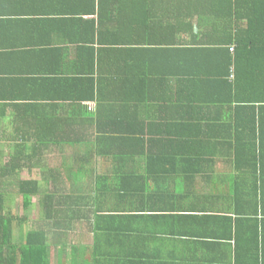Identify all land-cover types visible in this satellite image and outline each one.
Listing matches in <instances>:
<instances>
[{
  "label": "trees",
  "instance_id": "obj_1",
  "mask_svg": "<svg viewBox=\"0 0 264 264\" xmlns=\"http://www.w3.org/2000/svg\"><path fill=\"white\" fill-rule=\"evenodd\" d=\"M90 1L94 13L95 5L111 9L103 36L111 47L82 79H64L77 90L64 97L73 101L69 117L40 104V119L14 115L11 132L0 120L7 152L0 155V264H51L53 250L64 264L79 247L80 224L89 227L87 238L107 217L97 214L99 197L127 181L129 162L144 159L147 173L172 176L185 195L197 181L219 194L220 157L237 172L225 186L240 215L262 216L248 255L264 264V0ZM84 102L93 113L84 114ZM10 106L0 104V114ZM224 136V150L215 151ZM51 154L61 156L60 167L42 180L20 177ZM245 189L247 198L239 193ZM17 197L25 209L37 201L31 221L17 215Z\"/></svg>",
  "mask_w": 264,
  "mask_h": 264
},
{
  "label": "crops",
  "instance_id": "obj_2",
  "mask_svg": "<svg viewBox=\"0 0 264 264\" xmlns=\"http://www.w3.org/2000/svg\"><path fill=\"white\" fill-rule=\"evenodd\" d=\"M109 10L95 5L94 13L90 0H0V104L11 105L0 114L8 123L4 128L11 132L14 115L24 112L40 119L35 109L40 104L57 105L48 110L53 117H69L73 101L64 97L77 90L64 79H82L98 68L101 54L111 47L103 37L112 26L104 21ZM53 79L62 81L48 82ZM83 111L93 113L94 104L84 102ZM225 136L215 141V151L224 150ZM215 165L214 180L224 185L220 193L197 181L185 195L172 176L147 173L144 159L129 162L127 181L99 197L97 214L107 217L87 238L89 227L81 224L79 247L68 250L64 264H262V256L248 255L255 231L262 232L261 222L257 228L262 216L256 221L240 215L225 186L237 174L234 164L220 157ZM97 168L103 173L104 167ZM143 176L147 183L139 181ZM239 193L247 198L246 189ZM52 254L54 264H62V256Z\"/></svg>",
  "mask_w": 264,
  "mask_h": 264
},
{
  "label": "rangeland",
  "instance_id": "obj_3",
  "mask_svg": "<svg viewBox=\"0 0 264 264\" xmlns=\"http://www.w3.org/2000/svg\"><path fill=\"white\" fill-rule=\"evenodd\" d=\"M5 139L3 136H0V155H6L7 152L6 151H3L1 150V148H3L4 146H6V142H5ZM45 162L46 164H43V166H40L39 168H36L34 170V174L33 175H26V174H20V177L23 178V179H28L30 177H34L36 179H39V180H42V174L44 172H47L48 173V170L49 168H52L54 166L56 167H60L61 163H62V159H61V156L59 154H51V155H47V157L45 158ZM98 161H100V159H98ZM96 166H103V164H101V161L98 162L96 164ZM101 169V168H99ZM36 201V200H35ZM37 201L34 202L33 205L29 206V209H25L24 206H23V202H22V197H17L16 200L14 201L13 203V206H14V209H16V213L19 217H27L28 221H31L34 216H35V213H33V211H37ZM81 224H80V227L78 228V234L81 235ZM74 238H78V237H74ZM55 253V251H54ZM52 255H55V254H52ZM52 261H53V264L55 263V257L52 256Z\"/></svg>",
  "mask_w": 264,
  "mask_h": 264
}]
</instances>
